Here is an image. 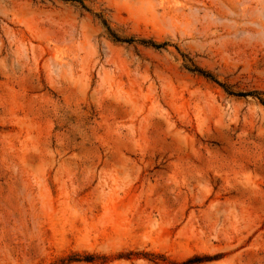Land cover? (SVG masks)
<instances>
[{"label": "rangeland", "instance_id": "374dc122", "mask_svg": "<svg viewBox=\"0 0 264 264\" xmlns=\"http://www.w3.org/2000/svg\"><path fill=\"white\" fill-rule=\"evenodd\" d=\"M0 264H264V0H0Z\"/></svg>", "mask_w": 264, "mask_h": 264}, {"label": "trees", "instance_id": "16d2710c", "mask_svg": "<svg viewBox=\"0 0 264 264\" xmlns=\"http://www.w3.org/2000/svg\"><path fill=\"white\" fill-rule=\"evenodd\" d=\"M107 29H108V32L111 34V36H112L115 40H118V41H132V40H133V39H131V38H128V39H121L120 37H118L117 35H115L112 31H110L109 28H107ZM146 42H147V41H146ZM147 43H149V44H151V45H153V46H159V45H157L156 43H153V42H150V41H148ZM196 70H197L198 72H200V73H202V74L208 76V74L205 73L204 71H202V70H200V69H196ZM252 94L256 95L255 93H252Z\"/></svg>", "mask_w": 264, "mask_h": 264}]
</instances>
